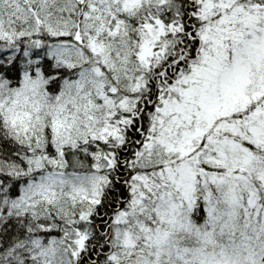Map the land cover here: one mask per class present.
<instances>
[{"label":"snow or ice","instance_id":"1","mask_svg":"<svg viewBox=\"0 0 264 264\" xmlns=\"http://www.w3.org/2000/svg\"><path fill=\"white\" fill-rule=\"evenodd\" d=\"M0 264H264V0H0Z\"/></svg>","mask_w":264,"mask_h":264}]
</instances>
